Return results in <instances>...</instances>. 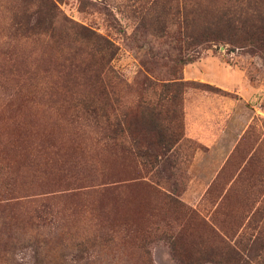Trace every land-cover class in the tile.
I'll use <instances>...</instances> for the list:
<instances>
[{
	"label": "rangeland",
	"instance_id": "obj_1",
	"mask_svg": "<svg viewBox=\"0 0 264 264\" xmlns=\"http://www.w3.org/2000/svg\"><path fill=\"white\" fill-rule=\"evenodd\" d=\"M229 245L264 264V0H0V264Z\"/></svg>",
	"mask_w": 264,
	"mask_h": 264
},
{
	"label": "trees",
	"instance_id": "obj_2",
	"mask_svg": "<svg viewBox=\"0 0 264 264\" xmlns=\"http://www.w3.org/2000/svg\"><path fill=\"white\" fill-rule=\"evenodd\" d=\"M49 8L50 9H53L54 8V4H52L51 3V5L49 6ZM69 23H70V21L71 20H69V19H66ZM72 23V22H71ZM74 23V22H73ZM51 23L49 22V25H50ZM32 25H33V23H32ZM75 25H76V23H75ZM78 26H79V28L80 29H82L83 31H87V32H91L88 28H86V27H84V26H82L81 24H77ZM92 33V32H91ZM206 87H210L208 84H206ZM211 89H214V90H217V88H215V87H212ZM100 103V102H99ZM91 111H94V112H96V107H92L91 108ZM96 114H97V112H96ZM99 114V113H98ZM230 246V251L232 252V254L230 255V258L231 259H233V263H236V264H246V261L244 260V259H242L240 256L239 257H237V256H235V255H237L238 254V251H236V249H235V246H233V245H229Z\"/></svg>",
	"mask_w": 264,
	"mask_h": 264
}]
</instances>
